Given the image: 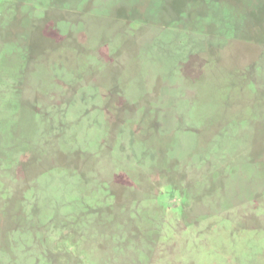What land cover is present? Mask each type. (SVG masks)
<instances>
[{"label": "rangeland", "instance_id": "374dc122", "mask_svg": "<svg viewBox=\"0 0 264 264\" xmlns=\"http://www.w3.org/2000/svg\"><path fill=\"white\" fill-rule=\"evenodd\" d=\"M0 264H264V0H0Z\"/></svg>", "mask_w": 264, "mask_h": 264}]
</instances>
